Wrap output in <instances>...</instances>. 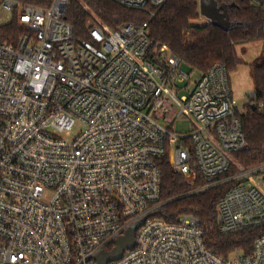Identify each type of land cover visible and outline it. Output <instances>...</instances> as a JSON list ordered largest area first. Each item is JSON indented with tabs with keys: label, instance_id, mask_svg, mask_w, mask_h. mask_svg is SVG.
Returning <instances> with one entry per match:
<instances>
[{
	"label": "built area",
	"instance_id": "2783aa9c",
	"mask_svg": "<svg viewBox=\"0 0 264 264\" xmlns=\"http://www.w3.org/2000/svg\"><path fill=\"white\" fill-rule=\"evenodd\" d=\"M69 1L0 0V26L16 14L22 28L0 33V264H96L141 221L134 247L107 264H264V235L223 258L194 214L158 215L169 154L176 172L207 180L193 193L234 182L218 202L223 234L264 227V162L225 175L247 147L226 65L197 73L148 24L75 37ZM113 1L152 19L168 0ZM247 98L264 110L255 90ZM185 115L193 130L173 133Z\"/></svg>",
	"mask_w": 264,
	"mask_h": 264
},
{
	"label": "trees",
	"instance_id": "16d2710c",
	"mask_svg": "<svg viewBox=\"0 0 264 264\" xmlns=\"http://www.w3.org/2000/svg\"><path fill=\"white\" fill-rule=\"evenodd\" d=\"M20 1L40 6H48L52 2ZM220 2L228 4L230 20L233 22L227 29L211 23H194L200 16L199 0H168L152 19L145 11L124 8L113 0H70L65 19L72 26L75 37L81 38H87L88 29L92 25L111 29L124 23L138 26L148 24L151 38L166 44L172 53L184 59L190 69L202 74L212 63L221 62L230 74L241 63L236 46L264 40V4L257 5L252 0ZM21 30L16 14L9 23L0 26L3 40L16 39ZM251 72L257 97L264 101V55L251 64ZM240 116L247 147L231 154V167L225 175L264 162V110L246 105ZM159 165L163 180L162 196L169 201L158 215L173 222L182 213L194 214L204 230L205 244L218 256L230 258L236 250L250 252L255 239L264 235V227L232 234L220 231L218 202L234 182L193 193V190L207 183L197 168L193 170V179H190L173 169L169 154L160 160Z\"/></svg>",
	"mask_w": 264,
	"mask_h": 264
},
{
	"label": "rangeland",
	"instance_id": "374dc122",
	"mask_svg": "<svg viewBox=\"0 0 264 264\" xmlns=\"http://www.w3.org/2000/svg\"><path fill=\"white\" fill-rule=\"evenodd\" d=\"M223 1V0H218ZM200 14V12H199ZM10 16L6 14L4 17V23L8 22ZM195 24L203 25L210 23L208 19L203 16H199L194 21ZM237 55L241 59V63L238 65L236 71L230 73V81L233 91V96L240 109H244L248 102V94L255 89V82L251 72V64L258 61L264 55V40L252 41L242 43L236 46ZM187 71H189L187 69ZM171 131L175 134H184L193 130L195 122L191 116H183L181 118H175L173 122L168 124ZM81 125H77L73 134H75ZM178 138L174 137L176 141Z\"/></svg>",
	"mask_w": 264,
	"mask_h": 264
},
{
	"label": "water",
	"instance_id": "95a60500",
	"mask_svg": "<svg viewBox=\"0 0 264 264\" xmlns=\"http://www.w3.org/2000/svg\"><path fill=\"white\" fill-rule=\"evenodd\" d=\"M200 15L220 28L227 29L233 25L228 12V4L218 0H199ZM138 222L126 230L125 234L116 240V245L111 250H102L96 257V264H107L110 261L120 259L126 250L135 245L136 230L142 223Z\"/></svg>",
	"mask_w": 264,
	"mask_h": 264
}]
</instances>
